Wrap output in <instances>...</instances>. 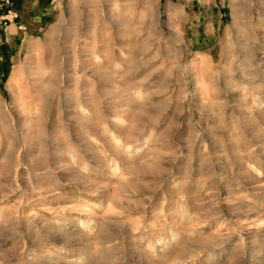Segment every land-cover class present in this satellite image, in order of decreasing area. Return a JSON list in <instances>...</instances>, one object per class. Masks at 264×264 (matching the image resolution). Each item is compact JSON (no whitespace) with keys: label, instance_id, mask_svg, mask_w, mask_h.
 I'll use <instances>...</instances> for the list:
<instances>
[{"label":"rangeland","instance_id":"obj_1","mask_svg":"<svg viewBox=\"0 0 264 264\" xmlns=\"http://www.w3.org/2000/svg\"><path fill=\"white\" fill-rule=\"evenodd\" d=\"M54 5L0 21V264H264V0Z\"/></svg>","mask_w":264,"mask_h":264},{"label":"crops","instance_id":"obj_2","mask_svg":"<svg viewBox=\"0 0 264 264\" xmlns=\"http://www.w3.org/2000/svg\"><path fill=\"white\" fill-rule=\"evenodd\" d=\"M55 2L56 0H8L4 2L2 5L6 13L15 15L13 20L9 18L10 23L7 28L11 27L10 29L14 30V33L9 34L17 39L27 32H36L51 20L52 12L58 7L54 5Z\"/></svg>","mask_w":264,"mask_h":264},{"label":"built area","instance_id":"obj_3","mask_svg":"<svg viewBox=\"0 0 264 264\" xmlns=\"http://www.w3.org/2000/svg\"><path fill=\"white\" fill-rule=\"evenodd\" d=\"M8 0H0V8H2L1 6H3L2 4L4 3V2H7ZM11 20H13L14 18H15V15H13V14H11V13H7V15H5V16H1V18H0V21H4V20H7V21H9L10 19Z\"/></svg>","mask_w":264,"mask_h":264},{"label":"bare ground","instance_id":"obj_4","mask_svg":"<svg viewBox=\"0 0 264 264\" xmlns=\"http://www.w3.org/2000/svg\"><path fill=\"white\" fill-rule=\"evenodd\" d=\"M14 78H15V74L12 73L11 76L9 77L8 83L12 82ZM48 83H49V81H48ZM45 84H47V83H45Z\"/></svg>","mask_w":264,"mask_h":264},{"label":"trees","instance_id":"obj_5","mask_svg":"<svg viewBox=\"0 0 264 264\" xmlns=\"http://www.w3.org/2000/svg\"><path fill=\"white\" fill-rule=\"evenodd\" d=\"M5 14H6V12L3 11L2 9H0V17L3 16V15H5Z\"/></svg>","mask_w":264,"mask_h":264}]
</instances>
